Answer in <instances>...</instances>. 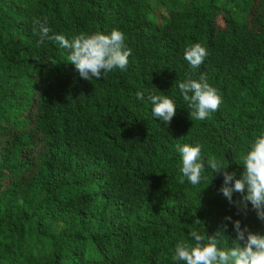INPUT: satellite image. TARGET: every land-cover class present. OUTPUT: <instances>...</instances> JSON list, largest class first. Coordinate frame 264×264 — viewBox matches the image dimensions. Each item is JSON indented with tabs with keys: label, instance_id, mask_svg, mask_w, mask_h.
<instances>
[{
	"label": "trees",
	"instance_id": "trees-1",
	"mask_svg": "<svg viewBox=\"0 0 264 264\" xmlns=\"http://www.w3.org/2000/svg\"><path fill=\"white\" fill-rule=\"evenodd\" d=\"M44 17L66 38L119 29L127 69L80 78L67 50L37 46ZM196 43L208 55L193 70ZM201 73L221 104L192 121L177 84ZM137 91L175 100L168 127ZM262 131L264 0H0V264H172L193 227L213 235L226 216L264 234L250 203L245 215L218 191L222 175L181 182L174 147L199 143L239 175Z\"/></svg>",
	"mask_w": 264,
	"mask_h": 264
},
{
	"label": "clouds",
	"instance_id": "clouds-1",
	"mask_svg": "<svg viewBox=\"0 0 264 264\" xmlns=\"http://www.w3.org/2000/svg\"><path fill=\"white\" fill-rule=\"evenodd\" d=\"M33 34L38 37L37 46L50 41L60 49L67 50V62L84 80L104 79L115 70L123 72L127 69L131 49L127 47L125 34L119 29L80 33L66 38L53 32L44 17L34 18ZM207 55L206 48L196 43L184 49L183 59L195 70L204 63ZM50 62L55 64L54 61ZM177 87L192 121H204L221 104L217 90L208 83L203 73L199 79L186 76L178 82ZM136 99L150 104L152 117L165 127L171 124L176 115V102L167 95L155 91L146 95L144 91H137ZM174 147L179 155L181 182L186 181L193 187L207 182L209 177L203 174L206 169L212 173L211 181L215 175H222L223 183L218 191L223 197L230 204L242 206L245 215L250 203L257 219L264 222V131L252 139L240 156L237 163L242 165L243 170L239 175L235 171H228L229 164L222 159L215 156L205 158L199 143L176 144ZM236 193L241 194L238 201L233 200ZM224 219L226 223L213 235L205 236L199 227H193L188 232V240L182 239L175 244L172 264H264V234L251 231L247 225L242 226L239 219L233 220L231 216ZM194 223L198 226L200 220L196 219ZM229 223L234 237L226 235Z\"/></svg>",
	"mask_w": 264,
	"mask_h": 264
}]
</instances>
